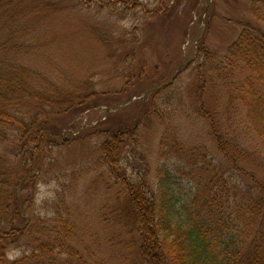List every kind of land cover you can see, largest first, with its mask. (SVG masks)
Masks as SVG:
<instances>
[{
	"label": "rangeland",
	"instance_id": "rangeland-1",
	"mask_svg": "<svg viewBox=\"0 0 264 264\" xmlns=\"http://www.w3.org/2000/svg\"><path fill=\"white\" fill-rule=\"evenodd\" d=\"M26 1L16 9L28 14L22 25L32 32L19 39V63L39 89L87 95L44 124L51 137L35 157V138L0 125L1 161L17 180L25 176L17 190L23 220L71 226L60 252L74 250L88 264H142L137 233L116 215L127 184L156 194L168 178L183 203L200 189L230 203L250 190L251 201L264 202V143L232 96L248 74L229 75L226 60L245 30L264 36V21L253 15L255 3L264 19V0ZM16 103L5 109L16 118L27 121L37 110L28 100ZM114 135L112 170L100 149ZM17 224L25 233L3 236L0 264L31 252L29 224Z\"/></svg>",
	"mask_w": 264,
	"mask_h": 264
},
{
	"label": "trees",
	"instance_id": "trees-1",
	"mask_svg": "<svg viewBox=\"0 0 264 264\" xmlns=\"http://www.w3.org/2000/svg\"><path fill=\"white\" fill-rule=\"evenodd\" d=\"M21 1L0 0V125L23 133V140L35 138L36 147L32 154L35 157L43 139L51 137L44 124H49L53 115L68 105L77 100L84 101L87 95L72 99L50 88L39 89L33 72L19 63L22 46L19 39L32 32L31 25H22L25 22L22 19L28 14L16 9ZM29 1H26L27 6ZM97 1L105 3L108 0ZM38 4L42 8L43 3L39 1ZM260 11L254 3L253 15L263 22ZM226 60L231 69L229 75L233 76L235 70L248 74L246 80L233 90L232 96L241 100L251 133L264 143V36L255 30H245L229 48ZM19 100H28L37 109L27 121L5 110L17 105ZM39 103L49 104L51 108H42ZM203 113L200 110L202 117ZM117 115H112L111 120ZM41 118H44L43 123H40ZM207 118L213 131H218L214 118ZM116 142L117 136L114 135V141L103 143L100 149L101 159L112 170L113 156L118 150ZM221 146L220 143L219 148ZM223 152L234 164L228 149L223 148ZM237 153L241 154L239 150ZM22 180L6 171L0 155V253L4 237L16 238L25 233V228L17 224L19 222L24 226L29 224L27 235L33 247L29 249L30 254L25 251L15 264H88L74 250L60 252L65 240L72 235L67 221L58 220L50 228L43 229L42 224L31 221L27 224L23 220L17 193ZM173 190L168 178L163 179L156 194L141 186L127 184L125 198L122 203L118 202L116 215L132 226L140 239L138 252L142 264H264V202L251 201L250 190L240 192L242 199L233 203H230V197L224 202L223 195L202 189L183 203ZM62 255L67 259H61Z\"/></svg>",
	"mask_w": 264,
	"mask_h": 264
}]
</instances>
